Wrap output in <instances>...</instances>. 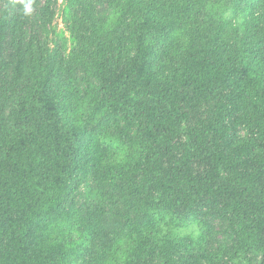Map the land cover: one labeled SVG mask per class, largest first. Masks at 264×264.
Returning <instances> with one entry per match:
<instances>
[{
	"label": "trees",
	"instance_id": "obj_1",
	"mask_svg": "<svg viewBox=\"0 0 264 264\" xmlns=\"http://www.w3.org/2000/svg\"><path fill=\"white\" fill-rule=\"evenodd\" d=\"M4 1L0 264H81L102 220L67 201L78 170L90 167L146 215L141 222L127 215L110 245L89 253L98 264H179L178 212L206 198L232 223L229 259L255 254L264 264V0H243L219 21L213 0H65L66 55L26 28L39 0H22L13 21ZM52 4L42 10L45 26ZM238 10L243 36L232 42L227 26ZM235 110L252 136L231 134ZM121 114L136 130L113 137L101 118L119 128ZM221 255L215 263L229 264Z\"/></svg>",
	"mask_w": 264,
	"mask_h": 264
},
{
	"label": "rangeland",
	"instance_id": "obj_2",
	"mask_svg": "<svg viewBox=\"0 0 264 264\" xmlns=\"http://www.w3.org/2000/svg\"><path fill=\"white\" fill-rule=\"evenodd\" d=\"M47 0H39V3L33 8L31 12L30 21L26 28L29 33L39 37L42 42L48 39L50 43V49L57 47L59 51L66 55L70 53L72 49L71 33L67 28L64 7L65 0H52L53 11L55 13L53 21L48 26H45L42 19V10ZM158 6H163L167 0H154ZM149 0H145V3ZM238 2V4H237ZM169 4V2H168ZM237 4V5H236ZM216 5L217 11L213 13V19L219 21L223 14H226L231 9L242 10L245 5L243 0H213L212 6ZM3 10H6V14L9 20L18 18L19 13L23 8L22 0H5L2 3ZM240 10L230 14L227 30L232 38V42L239 41L243 36L241 31L242 17L240 16ZM99 14L108 12L107 4H100L98 7ZM263 11L257 8L256 16L262 14ZM138 17H142L143 11H139ZM248 28L252 27V18L249 16L247 20ZM264 27V22H263ZM45 30H52L55 33L50 34L49 37H45ZM13 31L8 32L7 37V49L8 53L12 51L11 43L13 41ZM168 37V33L164 34ZM55 41V42H54ZM164 43H161L159 47H162ZM83 74V73H81ZM224 103L229 104V100H224ZM231 106V105H230ZM101 113L102 115L106 114ZM227 122L234 128L232 135H238L241 137H250L252 134L246 126L244 121L239 124L238 119H241V113L235 110L233 113H228ZM120 127H110L108 121H105V117L101 118V123L104 122V127L110 129L113 137L122 130H132L130 135H133L135 128H131L127 120L121 114L119 117ZM99 124H94V127ZM106 133L104 137H106ZM106 145L103 146L105 148ZM84 164V161L82 162ZM195 172H201L200 169L195 167ZM83 170H78L77 176L72 182V189L70 197L67 201L68 208L76 206L80 208L86 217L101 216V231L102 236L96 239L86 242L83 261L81 264H98V259L92 258L89 254L91 251L94 253H102L106 249L113 238L115 230L122 232L124 228L128 226L127 215H131L134 219L141 222L146 219V215L142 212H136L131 209V206L123 197H119V191L115 190L107 178H102L103 175H99L94 167L89 168V172L84 174ZM101 207V208H99ZM102 210L104 212H102ZM176 230L180 232L183 237V244L174 250V256L178 260L179 264H216V255H221L222 258L229 264H257L261 257L255 254H249L248 259L251 261L241 260L239 263L229 259V250L233 247L234 233L232 230V223L222 211V207L218 202L212 199H202L195 206L189 208L184 207L178 212V224L175 226ZM224 252V253H223ZM253 261V262H252ZM158 259H149L146 264H161Z\"/></svg>",
	"mask_w": 264,
	"mask_h": 264
}]
</instances>
